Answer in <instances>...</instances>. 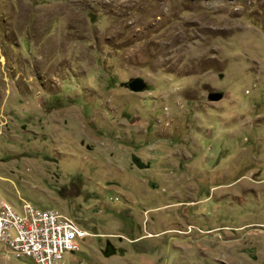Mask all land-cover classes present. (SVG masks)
I'll use <instances>...</instances> for the list:
<instances>
[{"label": "rangeland", "instance_id": "374dc122", "mask_svg": "<svg viewBox=\"0 0 264 264\" xmlns=\"http://www.w3.org/2000/svg\"><path fill=\"white\" fill-rule=\"evenodd\" d=\"M0 202L60 264H264V0H0Z\"/></svg>", "mask_w": 264, "mask_h": 264}, {"label": "built area", "instance_id": "2783aa9c", "mask_svg": "<svg viewBox=\"0 0 264 264\" xmlns=\"http://www.w3.org/2000/svg\"><path fill=\"white\" fill-rule=\"evenodd\" d=\"M89 234L55 210L24 204L20 211L0 202V254L34 264H60L65 254L81 251Z\"/></svg>", "mask_w": 264, "mask_h": 264}, {"label": "water", "instance_id": "95a60500", "mask_svg": "<svg viewBox=\"0 0 264 264\" xmlns=\"http://www.w3.org/2000/svg\"><path fill=\"white\" fill-rule=\"evenodd\" d=\"M128 87L131 91L136 93H141L148 88V84L141 78H136L128 83ZM209 101L211 102H220L224 99V95L222 93H210L208 96Z\"/></svg>", "mask_w": 264, "mask_h": 264}, {"label": "flooded vegetation", "instance_id": "af4514ba", "mask_svg": "<svg viewBox=\"0 0 264 264\" xmlns=\"http://www.w3.org/2000/svg\"><path fill=\"white\" fill-rule=\"evenodd\" d=\"M165 234H167V232H163V234H162V235L164 236Z\"/></svg>", "mask_w": 264, "mask_h": 264}]
</instances>
